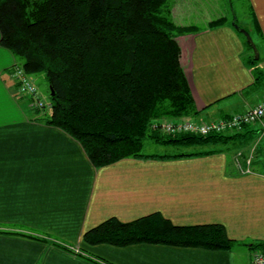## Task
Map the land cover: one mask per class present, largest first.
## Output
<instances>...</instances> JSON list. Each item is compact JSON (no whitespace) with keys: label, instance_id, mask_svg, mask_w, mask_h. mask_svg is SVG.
<instances>
[{"label":"crops","instance_id":"crops-1","mask_svg":"<svg viewBox=\"0 0 264 264\" xmlns=\"http://www.w3.org/2000/svg\"><path fill=\"white\" fill-rule=\"evenodd\" d=\"M249 1L264 47V0ZM206 4L167 0L161 11L176 26L198 30L176 39L193 101L194 115L187 118L198 123L244 113L264 98V82L256 79L264 61L251 63L226 2L213 0L212 12ZM219 20L220 26L209 27ZM17 65L0 43V264H251L264 243V172L256 160L246 161L247 154L237 161L220 145L238 141L244 148L237 152L248 151L261 138L259 151L263 123L226 143L205 145L212 148L202 155L128 158L97 168L77 140L35 119L29 99L16 93L11 71ZM154 213L178 226L221 224L233 246L214 251L83 241L108 219L128 223Z\"/></svg>","mask_w":264,"mask_h":264},{"label":"trees","instance_id":"trees-1","mask_svg":"<svg viewBox=\"0 0 264 264\" xmlns=\"http://www.w3.org/2000/svg\"><path fill=\"white\" fill-rule=\"evenodd\" d=\"M166 1L0 0L2 47L14 55L27 75L44 74L54 91L50 113L34 109L33 114L77 140L97 168L128 158L203 154L146 155L142 152L146 140L191 147L219 145L238 136H167L153 130L155 119L194 115L176 39L198 30L178 27L161 16ZM251 63L259 64L255 55ZM261 78L264 82V75L256 72V79ZM83 241L214 251L233 246L221 224L178 226L160 213L128 223L108 219L87 231ZM256 248L264 249V243Z\"/></svg>","mask_w":264,"mask_h":264},{"label":"rangeland","instance_id":"rangeland-1","mask_svg":"<svg viewBox=\"0 0 264 264\" xmlns=\"http://www.w3.org/2000/svg\"><path fill=\"white\" fill-rule=\"evenodd\" d=\"M179 1L184 3V4H186L190 0H179ZM204 1H205V3H207L205 6L209 7L211 12H212V10H215V8L210 5L211 3H213V0L211 2H210V0H204ZM221 2L222 3L226 2L228 4L229 11H230V14H231L230 21H231V23H232V25L234 27H235V24H236L237 26H240L242 29L251 30L252 35L255 38V42L256 43L258 42V46L260 47L259 48L260 49V53L262 54V49L264 50V47L262 46V42L260 43V36H261L260 33L258 31H256V29L254 28L253 22L255 23V20H254V17H253L250 1L249 0H215V3H216L217 6H218L219 3L221 4ZM162 9H163V7L160 10V15L161 16L163 15L161 13ZM182 13H184V11H182ZM167 18H169V17H167ZM235 18H236V22H234ZM219 21H221V20H219ZM199 28H203V27L201 26ZM205 28H207V27H205ZM246 42H247V40H246ZM249 51L251 52L252 55H255L254 51L252 49L249 48ZM263 54H264V52H263ZM261 61H264V59L261 60V58H259V62H261ZM16 67L20 68L21 65L18 64ZM14 69H15V67L12 69V71H14ZM12 71H11V73H12ZM258 71L264 75V68H260ZM31 80H32V83L34 84V86L36 87V89H38L39 96H40L41 100L43 102H45V104H46V109H42L41 110L46 115L47 113H50V106H51V98H50V96L52 94L51 93V89H50V85L48 83V80H47L46 76L44 74H42V73L32 75L31 76ZM258 82L260 84H262V80L261 79H258ZM263 100H264V98H263ZM257 105H255L254 107H256ZM29 106H30V104H29ZM254 107H252V108H254ZM34 109H35V107L34 108L30 107V111L31 110L34 111ZM33 111H31V113H33ZM40 117H42V116L35 115V119H39ZM183 119L184 120H189V118H187V117H183ZM157 122H158L157 119L153 120V123H152L153 130H157L160 133H162L164 135H167V136H172V135L166 134L163 131H161L160 128L157 127ZM201 123H208V122H201ZM259 123H263V126H264V119H262L259 122L247 125V126L243 127L239 131H234V132H229V133L227 132L226 135L230 136V137H233L236 134H238L239 132H241L244 128L249 127V126H253V125H256V124H259ZM262 130H264V128ZM263 133H264V131H263ZM260 139H258L255 143H253L251 145L252 147H251V149H249L250 151L248 150V151L237 152L239 149H241V148L243 149L244 148V146H243L244 144L242 143L243 145L239 147V145H241V144L238 141H233V140L229 141L225 145H220V147L222 149H224V151L226 153H229L230 155L236 154L235 160H238V158H241L243 156V153L247 154L248 158H247L246 161H250V163H251V162H254L256 160L257 161V164H256L257 166H255V167L257 168V170H259L261 172H264V144H261L259 146V151H257V149H258L257 146H258V143L260 142ZM209 148H212V147L211 146H205V145H201V146L197 145V146H191V147H180V146L178 147V146H173V145H160V144L154 143L151 140H146L145 143H144V147H143V151L142 152H143V154H146V155H175V154H181V153H198V152H202L204 150H209Z\"/></svg>","mask_w":264,"mask_h":264},{"label":"built area","instance_id":"built-area-1","mask_svg":"<svg viewBox=\"0 0 264 264\" xmlns=\"http://www.w3.org/2000/svg\"><path fill=\"white\" fill-rule=\"evenodd\" d=\"M11 74L17 86L16 93L29 99V109L30 107L40 110L46 109V104L41 100L38 89L32 83L31 76L27 75L22 67H15ZM262 119H264V100L244 113H234L225 119L198 123L184 120L183 118H168L158 120L157 127L172 136L183 134L209 136L239 131L243 127L259 122ZM251 264H264V249H256L254 251Z\"/></svg>","mask_w":264,"mask_h":264},{"label":"water","instance_id":"water-1","mask_svg":"<svg viewBox=\"0 0 264 264\" xmlns=\"http://www.w3.org/2000/svg\"><path fill=\"white\" fill-rule=\"evenodd\" d=\"M235 27L237 28L238 31H240L246 37L248 45L254 51L255 60L258 61L259 60V50H258V48H257L252 36L250 35V33L248 31L242 29L240 26H237L236 24H235ZM51 93H52V95H54V91L53 90H52Z\"/></svg>","mask_w":264,"mask_h":264}]
</instances>
